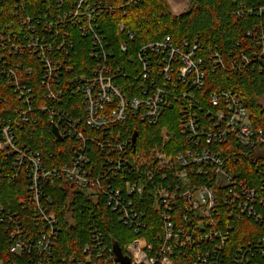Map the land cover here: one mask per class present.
I'll return each instance as SVG.
<instances>
[{
	"label": "built area",
	"instance_id": "1",
	"mask_svg": "<svg viewBox=\"0 0 264 264\" xmlns=\"http://www.w3.org/2000/svg\"><path fill=\"white\" fill-rule=\"evenodd\" d=\"M139 1L0 0V75L18 102L6 113L0 90V184L24 187L19 210L0 205V225L13 240L9 251L28 256L32 264H123L94 222L88 223L83 258L54 259L60 225L46 185L57 179L82 190L94 205L103 196L108 209L134 234L121 248L128 264H224L231 229L225 219H250L264 227V161L256 168L255 182L233 177L227 168L240 155L255 164L264 159V128L253 124L231 90L210 92L207 105L201 104L196 90L204 87L207 66L213 70L226 64L217 50L199 52L197 40L176 43L165 36L122 60L133 34L119 20L116 28L126 37L115 50L101 19ZM30 7L37 10L36 18L24 12ZM253 11L264 13V3ZM66 43L89 55L80 73L56 55L69 54ZM241 62L233 60L232 69L249 64L243 53ZM126 63H139L138 83L120 78ZM68 96L77 106L74 112L63 106ZM173 106L179 114L182 138L174 142L179 149L171 155L153 150L147 162L134 153L129 129L119 125L129 118L156 125ZM37 110L46 113L63 139L81 142L66 162L48 167L40 151L21 141L19 130L37 121ZM91 129L98 132L91 143L106 154L101 167L85 148V133ZM160 136L163 145L176 138L167 128ZM150 208L161 223L159 231L147 236L143 230ZM232 263L264 264V236L237 247Z\"/></svg>",
	"mask_w": 264,
	"mask_h": 264
},
{
	"label": "trees",
	"instance_id": "2",
	"mask_svg": "<svg viewBox=\"0 0 264 264\" xmlns=\"http://www.w3.org/2000/svg\"><path fill=\"white\" fill-rule=\"evenodd\" d=\"M108 1L121 3V0ZM191 1H193L192 6L188 10L174 14L170 11L166 0H140L137 4H128L111 14L104 15L101 20H104L106 24L108 39L111 40L115 50L126 37L125 32L120 33L116 28L119 20L125 23V30L133 34L132 40L127 42L128 52L120 55L122 60H126L127 56L132 55L141 45L158 41L165 36H169L176 43L197 40L202 44L199 52L204 55H206L207 47L221 52L226 66H217L213 70L207 66L205 84L202 89L196 90L197 97L200 98L202 105H207L208 93L222 89L231 90L241 98L244 106L249 110L253 124L264 128V107L261 104V99L264 98V52L261 50L264 49V13L249 12L250 9L264 3V0ZM239 10L242 12L238 13ZM24 12H28L32 18L38 16L37 10L31 7L25 8ZM66 48L69 54L66 56L60 51L56 54L57 57L67 59L73 65L74 72L80 73L88 62V53H77L72 46L69 47L68 43ZM242 53L248 57L249 64L243 66L242 70H233L231 67L233 60L242 64ZM34 62L37 63V60L35 59ZM126 65L127 72L120 78L122 81L138 83L141 79L139 63H126ZM63 75L64 73L61 74ZM0 90L4 91L2 92L5 102L3 106L7 113L8 110L16 107L18 102L5 86L4 77L1 75ZM72 103L68 96L65 97L63 106L74 112L77 106ZM35 116L36 122L24 124L23 129L19 130L21 141L40 151L48 167L69 160L81 142L70 137L58 139L52 131V124L47 119L46 113L37 110ZM178 119L177 107L173 106L163 113L156 125L129 118L119 126L128 128L131 134L137 132L134 153L142 154L143 158H147L149 162V155L153 150L159 149L171 155L179 149V144L174 143L182 138L179 135ZM164 128L173 132L176 138L173 142L163 145L160 135ZM93 134L98 132L91 129L85 133L87 140L85 148L92 163L101 167V161L106 154L91 143ZM235 147L236 145L228 146L231 149H236ZM261 161L264 159H260L259 163L255 164L249 158L240 155L238 161L229 162L227 168L233 177H251V181L255 182L256 168L260 167ZM46 194L53 199L52 210L55 211L60 225L59 238L53 250L54 259L63 256L83 258L82 246L89 240V222L97 225L104 240L109 244L113 239L121 248H124L134 237L132 231L118 220L113 211L108 209L103 196H100L98 203L94 205L91 198L87 197L82 190L64 179H57L52 185H46ZM22 195H24L23 184L7 182L0 184V205L5 208L19 210L17 199ZM25 213V223L30 225L29 216ZM148 213V226L143 233L152 236L153 232L160 230L161 222L153 209L150 208ZM225 221L230 224L231 229L228 230L223 247V262L233 264L232 255L235 249L244 246L250 240L264 236V227L250 219H225ZM12 242V238L0 225V256L3 264H32L28 256H18L9 251ZM189 251L191 252L192 249Z\"/></svg>",
	"mask_w": 264,
	"mask_h": 264
},
{
	"label": "water",
	"instance_id": "3",
	"mask_svg": "<svg viewBox=\"0 0 264 264\" xmlns=\"http://www.w3.org/2000/svg\"><path fill=\"white\" fill-rule=\"evenodd\" d=\"M52 131L54 133V135L58 138V139H62V137L60 136L59 132H58V129L55 127V126H52ZM136 136H137V132L135 131L133 134H132V142L134 144L135 142V139H136ZM111 244H112V250H113V253L116 257V260L120 263H123V264H128L129 263V258L125 255H123L122 253V250H121V247L119 246L118 242H116L115 240H111Z\"/></svg>",
	"mask_w": 264,
	"mask_h": 264
},
{
	"label": "rangeland",
	"instance_id": "4",
	"mask_svg": "<svg viewBox=\"0 0 264 264\" xmlns=\"http://www.w3.org/2000/svg\"><path fill=\"white\" fill-rule=\"evenodd\" d=\"M169 9L174 14H179L188 10L192 6L191 0H166ZM261 104L264 107V98L261 99ZM0 264H3L2 257L0 256Z\"/></svg>",
	"mask_w": 264,
	"mask_h": 264
}]
</instances>
